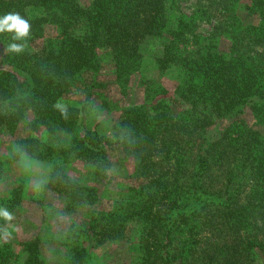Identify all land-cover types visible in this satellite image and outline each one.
I'll use <instances>...</instances> for the list:
<instances>
[{"label":"trees","instance_id":"16d2710c","mask_svg":"<svg viewBox=\"0 0 264 264\" xmlns=\"http://www.w3.org/2000/svg\"><path fill=\"white\" fill-rule=\"evenodd\" d=\"M189 1L191 15L181 11ZM239 9L252 22L238 24ZM8 13L26 19L31 33L24 40L0 33V131L29 122L65 140L61 147L18 144L51 166L41 196L62 195L84 211L71 230L81 243L70 236L63 245L66 264L93 259L86 242H124L133 223L137 264H264V0H0V18ZM199 21L212 26L206 36L195 31ZM50 25L54 36L46 34ZM151 41L162 43L161 69L179 68V83L173 97L126 109L122 137L110 142L85 123L101 86V57L107 54L125 89ZM10 44L23 51H9ZM75 77L90 84L85 104L58 105ZM223 120L219 136L205 140ZM114 152L133 164L134 185L118 208L105 210ZM76 160L93 167L94 184L68 174ZM22 201L18 186L3 198L4 212L11 216ZM10 221L2 217L0 231ZM21 246L25 264H46L40 239ZM18 258L11 245L0 248V264Z\"/></svg>","mask_w":264,"mask_h":264},{"label":"rangeland","instance_id":"374dc122","mask_svg":"<svg viewBox=\"0 0 264 264\" xmlns=\"http://www.w3.org/2000/svg\"><path fill=\"white\" fill-rule=\"evenodd\" d=\"M78 2L80 5L88 6L90 0H78ZM193 3L194 1L184 3L181 11L191 15ZM237 11L238 24L252 22L253 19L243 9ZM38 13L39 10L30 9L31 16L38 15ZM211 29L212 26L199 21L195 31L197 34L206 36ZM46 34L47 36L56 35L57 27L47 26ZM162 50V43L158 41H151L147 45L141 66L131 76L125 89L117 83L113 64L110 63L107 54L101 57L103 68L98 73L101 86L97 87L98 93L96 92L94 95L93 103L85 113V123L89 130H96L101 136L114 142L122 137L119 124L122 122L126 109L156 102L162 98L173 97L175 87L179 83V68L172 65L161 69L157 60L161 57ZM147 82L150 84L145 85ZM88 89H90V84L87 81H82L81 77H75L56 103L60 106L81 108L85 104ZM163 89L167 91L166 94H157ZM225 124L226 121L223 120L212 127L206 134L205 140L216 139ZM260 129L264 131V127ZM75 134L81 135V126H78ZM24 139H34L41 144L47 143L55 147H61L65 141L56 139L42 128H31L29 122L21 123L15 132H11L9 129L0 131V164H2L0 211L4 212L2 205L4 197L9 196L11 191L18 186L23 189L22 203L12 212L11 221L1 227L0 248L5 244L11 245L19 256L18 261L14 264H25L27 254L24 253L21 242L38 238L41 240L46 264H66L63 245L70 239V236L76 237L71 231L72 226L81 227L84 222L82 216L84 211L81 208H69L66 198L62 195L50 192L46 194L45 198L41 196L42 187L48 180L51 166L41 160L38 153L28 152L19 147L18 141ZM32 148L34 147H31V150H33ZM111 158L115 163L112 177L105 185L102 194V208L105 210L118 208L126 193L128 194L129 188L134 185V181L130 177L133 164L127 159H123L119 152L112 153ZM66 169L68 174L79 184L89 185L97 181L93 167L81 160L67 164ZM2 217L0 215V219ZM137 227L135 223L129 226L124 242H112L102 247H96L94 243L85 240L94 256L88 264H137L134 258L138 244ZM77 239L81 243V235ZM83 244L85 245V243Z\"/></svg>","mask_w":264,"mask_h":264},{"label":"clouds","instance_id":"9594fccd","mask_svg":"<svg viewBox=\"0 0 264 264\" xmlns=\"http://www.w3.org/2000/svg\"><path fill=\"white\" fill-rule=\"evenodd\" d=\"M5 32L14 33L12 36L13 40H24L30 36L31 25L19 13H8L3 18H0V33ZM23 47V45L19 44H10L8 45V50L21 52ZM0 215L8 220L12 219L7 212L0 211Z\"/></svg>","mask_w":264,"mask_h":264}]
</instances>
